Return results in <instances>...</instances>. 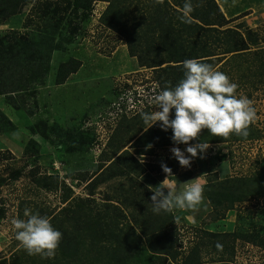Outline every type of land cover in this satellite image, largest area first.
<instances>
[{
	"label": "rangeland",
	"instance_id": "1",
	"mask_svg": "<svg viewBox=\"0 0 264 264\" xmlns=\"http://www.w3.org/2000/svg\"><path fill=\"white\" fill-rule=\"evenodd\" d=\"M216 1L226 18L232 20L227 27L239 28L242 34L251 29L259 40L258 45L251 46V52L240 54L230 62L232 68L228 76L238 85L236 94L253 101L256 117L249 126L256 130L258 137L209 144L202 156L198 154L192 159L190 167H182L173 157L170 149L174 145L153 146L157 140L152 129L130 147L148 127L140 113L157 110L155 96L162 90L157 73L141 67L137 59L130 56L124 38L101 22L107 2H96L91 17L85 22L68 12L61 32L71 40L54 53L49 81L38 86L31 96L29 92L14 93V97L7 100L0 96V108L17 126L14 131L0 133V264H12V254L25 249L15 239L12 225L13 219L25 218V209L48 218L60 216L65 226L72 228L69 216L73 210L80 205L87 206L80 202H85L89 196L88 182L83 178L90 180L95 176L102 164L110 163L108 159L117 149H129L145 172L138 178L133 174V179L117 177L99 185L91 197L99 204L107 196L114 200L128 197L145 200L137 193L140 189L148 188L153 192L165 184L182 188L199 176L205 188L210 180L216 183L226 178L252 177L264 168V71L259 69L264 60V0ZM31 9L28 5L21 14L0 23V36L12 30L25 34L36 29V25L26 28ZM70 21L72 26L68 24ZM78 22L80 27L71 36V27ZM256 49H261L262 53L258 55ZM69 58L80 60L82 66L63 85H57V67ZM222 63L216 70H222L219 67ZM59 131L89 132L94 134L95 141L84 153H66L59 143ZM159 132L160 137L165 136L162 128ZM133 138L134 141L127 144ZM32 141L38 146L33 144L27 154L26 146ZM178 147L183 150L187 145ZM162 163L172 169L174 177L166 178L168 174L162 170ZM32 171L37 177H48L51 182L58 178L57 187H41L34 181ZM206 192L205 188L204 199L195 208L172 210L179 256L175 260L170 258L166 264H183L188 256L210 264L220 260L232 264H264L261 258L264 250L258 246L264 237V196L255 195L235 204L233 209L217 211L209 205ZM150 205L148 202L145 206ZM136 209L139 212L137 207L134 212ZM243 237L250 238L255 245ZM217 242L222 249H217ZM147 258L145 260L151 259ZM91 259L81 264H92ZM43 260L40 254L29 255L25 250L22 264H45Z\"/></svg>",
	"mask_w": 264,
	"mask_h": 264
},
{
	"label": "trees",
	"instance_id": "2",
	"mask_svg": "<svg viewBox=\"0 0 264 264\" xmlns=\"http://www.w3.org/2000/svg\"><path fill=\"white\" fill-rule=\"evenodd\" d=\"M98 1L108 3L100 17L101 22L124 38L130 56L135 57L141 67L156 71L161 89L173 87L179 82L183 77L182 62L188 58L209 63L215 69L224 61L219 66L222 67L220 71L230 76V62L240 57V54L251 52V46H256L259 42L251 29L242 34L239 28L227 27L232 20L226 18L216 0H192L194 10L191 13V23H183L179 19L185 0H0V23L21 14L31 5L26 28L36 25V29L25 34L12 30L7 35L0 36V96H5L6 100L18 92H29L31 96L38 86L45 85L49 81L54 53L61 51L63 43L71 40V37L61 32L68 12L85 22L91 17ZM68 24L73 25L71 21ZM79 27V22L71 27L70 35L73 36ZM255 51L258 55L262 53L261 49ZM81 66L82 62L76 58L61 62L56 70L55 83L63 85ZM259 69L264 71V60ZM19 77L27 80L18 79ZM30 83L36 85L31 86ZM12 102L17 104L14 98ZM16 128V124L0 108V133L14 131ZM159 128L161 129L160 122H157L141 132L138 138V135L134 137L135 141L133 138L127 144L134 141L131 147L152 129L157 140L153 146H173L171 129L164 130L165 136L160 137ZM248 133L247 137L235 133L217 137L203 129L199 137L189 143L202 141L216 144L258 137L256 130L250 126ZM57 136L63 150L72 154L86 152L95 141L94 134L89 132L59 131ZM33 144L38 146L35 141L30 142L25 153H29ZM124 148L117 149L113 157L108 159L110 163L102 164L90 180L83 178V181L88 182L86 189L89 196L85 202H80L87 206L80 205L73 210L72 216L67 215L71 219L72 228L66 227L60 216L49 218L52 225L62 232V238L53 261L48 260L53 256L40 254L45 264H81L91 258L92 264H97L98 261L103 264H166L170 258L177 259L178 233L174 213L170 211L157 214L152 211V204L146 207L148 202L152 203L151 190L144 188L137 192L148 202L130 197L114 200L107 196L99 204L95 198H91L101 184L117 177L133 179V174L138 178L145 172L139 160L129 149ZM31 174L41 187L50 189L58 185V178L51 182L48 177H37L33 171ZM205 188L208 203L213 209H233L235 204L245 202L255 195L264 196V168L252 177L226 178L216 183L210 180ZM136 203H139L138 206ZM136 207L139 212L136 209L135 213ZM63 212L68 213L65 209ZM245 237L242 239L253 243L250 238ZM258 246L264 249V237ZM24 251L25 249H21L12 254V264L23 263ZM147 257L151 259L145 260ZM183 264L210 263H202L198 258L188 256ZM212 264L232 263L220 260Z\"/></svg>",
	"mask_w": 264,
	"mask_h": 264
},
{
	"label": "clouds",
	"instance_id": "3",
	"mask_svg": "<svg viewBox=\"0 0 264 264\" xmlns=\"http://www.w3.org/2000/svg\"><path fill=\"white\" fill-rule=\"evenodd\" d=\"M193 10L192 0H185L179 16L181 22L191 23ZM182 64L183 77L179 82L173 87L163 88L155 96L157 110L142 111L140 117L148 125L147 129L157 122L163 130L171 129L174 146L170 151L182 167H190L192 159L198 154L202 156L209 147V143L202 141L189 143L199 137L201 130L207 129L217 137H227L232 133L247 137L256 109L251 99L236 94L238 85L213 65L196 58L185 59ZM180 144L187 147L182 150L176 146ZM161 167L168 174L166 178L174 177L167 164L162 163ZM199 177L182 188L174 184L157 188L150 197L152 211L159 214L174 208L191 209L201 204L205 188ZM24 217L12 220L15 239L29 255L54 256L62 232L39 212L25 209ZM216 247L222 249L219 242Z\"/></svg>",
	"mask_w": 264,
	"mask_h": 264
},
{
	"label": "crops",
	"instance_id": "4",
	"mask_svg": "<svg viewBox=\"0 0 264 264\" xmlns=\"http://www.w3.org/2000/svg\"><path fill=\"white\" fill-rule=\"evenodd\" d=\"M4 111V110H3ZM7 115V114H6ZM262 251L264 250V249H262V248H260ZM262 256H261V258H263L262 260H264V251H263V253L261 254Z\"/></svg>",
	"mask_w": 264,
	"mask_h": 264
}]
</instances>
